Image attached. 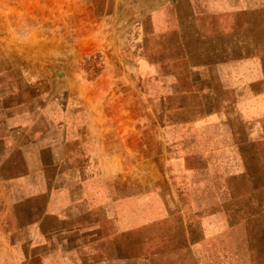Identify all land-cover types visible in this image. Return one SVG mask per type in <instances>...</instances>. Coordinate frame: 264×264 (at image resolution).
I'll use <instances>...</instances> for the list:
<instances>
[{"label":"rangeland","instance_id":"1","mask_svg":"<svg viewBox=\"0 0 264 264\" xmlns=\"http://www.w3.org/2000/svg\"><path fill=\"white\" fill-rule=\"evenodd\" d=\"M0 30L68 78L116 186L78 262L264 264V0H0ZM17 241L0 264H40Z\"/></svg>","mask_w":264,"mask_h":264},{"label":"crops","instance_id":"2","mask_svg":"<svg viewBox=\"0 0 264 264\" xmlns=\"http://www.w3.org/2000/svg\"><path fill=\"white\" fill-rule=\"evenodd\" d=\"M35 31L27 30V38ZM3 32L0 238L18 240L14 248L40 264H110L78 262V255L95 248L75 242L83 216L96 228L100 214L108 219L114 213L116 186L100 176L95 157L99 144L85 138L83 126L69 117L76 108L68 101L75 93H69L68 78H61L53 88L52 70L57 65L52 57L36 55L35 39H4ZM71 74L73 85L77 76ZM53 110L59 113L54 115Z\"/></svg>","mask_w":264,"mask_h":264}]
</instances>
